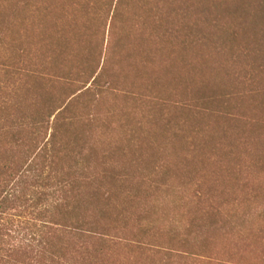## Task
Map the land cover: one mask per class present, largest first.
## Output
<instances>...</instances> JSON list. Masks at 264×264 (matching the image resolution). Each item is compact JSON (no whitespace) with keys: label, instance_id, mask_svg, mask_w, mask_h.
I'll use <instances>...</instances> for the list:
<instances>
[{"label":"rangeland","instance_id":"1","mask_svg":"<svg viewBox=\"0 0 264 264\" xmlns=\"http://www.w3.org/2000/svg\"><path fill=\"white\" fill-rule=\"evenodd\" d=\"M213 5H218L215 0H119L118 4L117 0H0V29H9V35H0L14 45L13 51L11 46H6V52L8 55L11 52H24V61L44 62L45 68H37L38 71L22 68L23 74L47 75L51 81L48 88L58 100L57 106L61 101L64 105L70 103L89 88L96 75L104 74L101 87L91 93V96H85L74 114L89 121V129L80 126L84 128V134L95 130V146L97 145L99 153L109 154L108 152L117 151L115 156L108 155V160L100 158L98 163L105 165L107 162L122 168L118 166L121 163L126 168L125 172L121 170L116 174L118 181L121 178L119 173L127 175L125 184L119 181L114 191L115 195H121L120 198L131 197L128 198L130 202L126 207L133 222L136 218L150 215L152 218L160 217L161 220H166L168 228L172 221H179L183 217H186V220L190 217L196 226L207 224L208 206H196L200 204H196L193 196L199 187L207 191L209 181H214V169L205 167L204 171L199 163L201 170L198 174L187 173L186 179H180L181 171L170 166L180 162L179 154H190L194 150L189 147L194 146L190 143L192 144V138L198 134V128H206L210 134H218L219 128L222 127V130H226L227 135L231 136L221 139L223 143L219 147L224 150L223 154L226 156V165L223 164L242 173L239 172V176L231 178L224 176L226 181H230L226 184L227 189L233 188L232 192H235L234 196L232 194L225 198L227 202L230 204L237 199V203L247 199L251 191H255L260 199H264V154L256 152L258 148L260 152L264 150V142L263 139L250 140L247 144L243 141L246 125L231 120L234 114L239 118L244 115V112L238 111L235 100L230 99L232 109L225 108V103L219 109L225 112L226 118H209V112H200L204 107L200 104L191 105L192 102L187 99V95L196 90L194 88L200 87L199 80L189 79L190 83H185L189 86L187 92L183 91V81L174 80L178 71L183 73L182 76H186L184 61L192 59L196 62L208 53L213 54L202 45L207 44V40L215 41L216 36L222 35L212 28L216 22L224 28L227 25L234 28L243 20L241 16L232 14L237 7ZM255 5L247 8L250 9L251 15L257 18L246 20L240 31L241 28L243 31L245 26H252L256 28V39L259 40L264 16L261 13L262 7ZM103 7H126V15L117 20L115 30L113 29V38L112 13ZM227 10L229 14H226ZM116 35L120 44H117L115 51H121V56L129 60L125 65L132 66H126L122 74H118V69L115 68L119 59L109 60V48L114 44ZM238 45L240 48L234 54L241 53L240 66L236 67L237 73L233 75V80L242 70L244 72L241 73L242 78L234 90L224 89L223 97L226 99L228 94L235 91L240 95V99L244 98V109L249 106H264V97L254 96L256 91L264 89V55L254 57L251 61L242 55L253 52L258 55L261 51L264 53V47L260 49L255 45L252 37L248 38L247 43ZM147 57H152L153 62H148L143 69L141 61ZM64 59L66 62L63 63ZM91 59L94 60L93 74L76 75L72 78L64 76L63 73L78 69L83 73L85 65L91 64ZM109 64H113V70L117 71L109 69ZM250 75L253 76L252 81L246 79ZM157 77L162 87L160 89L154 87L153 80ZM35 80L19 77L17 80L8 81L11 87L21 91L20 100L15 98L11 102L24 107L32 103L31 98L23 93V88L29 87ZM59 81L64 82L66 87H59ZM51 85H55V88L52 89ZM175 88H178V91L172 92ZM159 90L162 93L172 92L176 96L160 95ZM169 90L171 91L168 92ZM182 91L187 94L185 97L180 95ZM156 99H161V104L166 105L161 107ZM154 104L158 105L155 107ZM88 106L91 108H87ZM207 109L210 111L213 106ZM195 114L201 116L197 121L193 118ZM256 115L257 119L264 120V115ZM167 118L173 120H170L169 125L165 121ZM50 133L51 131L46 139H43L44 136L40 137L36 151L49 139ZM178 134L180 135L177 137ZM24 136H27V133ZM166 145L171 150L161 154V147ZM228 151H231L232 156H228ZM169 154H175L178 158H168ZM121 157L125 163H119ZM182 182L186 185L181 193L178 187L183 185ZM245 184L249 185L246 189L243 188ZM189 201L191 205L186 207L185 203ZM149 202L152 209H149L150 205L146 209L145 203ZM219 203L224 202L219 200ZM242 207H238L237 214L233 215L248 212L244 209L246 206ZM235 209L236 207H230L229 211L234 213ZM250 215L258 218L249 225L253 233L248 240L239 239L236 234L228 236V231L222 232L214 236L213 243L211 241L206 244V249L197 250L192 259L211 261V264H264V217L255 213ZM164 230L168 231L167 228Z\"/></svg>","mask_w":264,"mask_h":264},{"label":"trees","instance_id":"2","mask_svg":"<svg viewBox=\"0 0 264 264\" xmlns=\"http://www.w3.org/2000/svg\"><path fill=\"white\" fill-rule=\"evenodd\" d=\"M215 2L218 5H213L214 7L225 5L237 7L232 14L241 16L243 20L234 28H231V25L224 28L216 22L212 28L222 35L216 36L215 41L207 40L208 43L202 45L206 47V50H211L213 54L208 53L196 62L192 59L184 61L186 76H182L183 73L178 71L177 78L174 80L183 81L182 87L185 92L189 89V86L185 84L189 82V79L199 80L200 87H193L195 91L188 95L182 91L180 95L189 96L187 99L192 102L191 105L200 104L204 107L200 112H209V118L218 120L226 118L225 112L219 109L224 105L223 103H225V108L232 109L230 99H234L238 111L244 112V115L239 118L234 114L231 120L234 123L246 125L243 141L247 144L250 140L263 139L264 142V120L256 118V114L264 115V106H249L244 109L242 104L245 100L240 99V95L235 91L228 94L226 99L223 97L225 96L224 89L234 90L242 78L241 73L244 72L242 70L233 80V75L237 73L236 67L240 66L241 53L234 54L240 48L238 44H245L248 38L252 37L255 45H258L260 49L264 47V26L258 35L259 40L256 39V28L252 26H245L246 28L243 27V31L242 28L240 31V27L246 24V20L257 18L251 15L247 7H252L253 4L262 7L261 13L264 16V0H215ZM118 3L119 0H117ZM103 8L109 9L112 13L113 38L115 34H113V29L117 20L126 15L124 12L126 7ZM228 12L227 10L226 14H229ZM8 32V27H1V35L7 36ZM1 35L0 264H211V261H195L192 258L195 257L197 250L206 249V244L210 243L215 238L214 236L228 231L226 234L228 236L236 234L237 238L248 240L253 233L249 225H252L258 218L250 214L255 213L264 217V199H260L255 191H251L247 199L244 198L237 203V199H234L231 205L225 199L232 194L234 196L235 192H232L233 188L227 189L226 184L230 181H226L224 176L231 178V176H239L242 173L235 168L229 169L225 166L226 156L219 146L223 143L222 138L229 137L226 130L220 127L218 134L213 132L210 134L206 128H196L198 134L192 138V144L190 143L194 146L189 147L194 150L190 154H179L180 162L170 165L181 171L180 179H186L187 173L198 174L201 170L199 163L204 171L208 167L214 169L212 172L214 181H209L207 191L199 187L196 195L193 196L196 204H200L196 206H208L207 224L203 222L204 224L196 226L191 222L190 217L187 220L183 217L184 219L181 218L179 221H172L168 228L166 220H161L160 217L152 218L150 215L145 218H136L135 223L126 207V204L130 202L128 198L131 197L120 198L121 195H115L116 191H114L119 181L125 184V179L128 178L127 175L119 173L121 178L118 181V175H116L121 170L125 172L126 168L120 163H125L122 158L124 156L118 164L122 168H117L116 165L113 166L107 162L105 165L98 163L100 158L108 160V155L113 157L117 151L108 152L109 154L99 153L97 145L95 146V130L84 134L83 127L87 128L89 121L82 120L74 114L84 97L91 96V93L101 87L104 74L96 75L89 84V88L72 99L70 103L64 105L61 101L57 106L58 100L48 88L51 81L46 77L47 75L23 74L22 68L36 71L45 68L44 62L24 61V52L13 54L11 52L8 55L6 46H11L13 51L14 45L7 42ZM117 44L120 42L116 35L114 44L112 43V47L109 48V60L119 59L115 68L118 69V74H122L126 66H132L125 65L126 62L129 63V60L121 56V51H115ZM64 45L66 46L65 43ZM242 55L251 61L254 57H263L264 53L261 51L258 55L255 52ZM151 60H153L152 57L144 58L141 61L142 68H146L148 62L151 64L153 62ZM93 63L94 60L91 59V64L85 65L83 73L76 69L77 71L63 74L67 78L76 75L87 76L92 73ZM173 63L174 61L170 67ZM133 67L136 69L135 66ZM109 69L117 71V69L113 70V64H109ZM19 77L36 79L29 87L23 88V93L32 101V103L27 102L29 106L27 104L26 107L21 104L16 106V103L11 102L15 98V100H20L21 91L11 87L8 81L17 80ZM111 78L114 80L113 77ZM158 79L159 77L154 79L153 83L155 88L160 89L162 87ZM246 79L252 81L253 76L250 75ZM58 86L66 87L64 82L59 83ZM51 87L54 89L55 85ZM177 89L175 88L172 92L178 91ZM263 90L256 91L254 96L264 97ZM172 92L162 93L161 91L159 94H165L168 97L176 96ZM156 100L159 101L161 107L166 105L161 104L163 102L160 101L161 99ZM154 105L156 107L158 104ZM210 106H213V109L209 111L207 108ZM87 108L90 109L91 106ZM200 117V114H195L193 118L197 121ZM170 120V118L165 120L167 125ZM80 126L83 127L80 128ZM49 131H51L49 139L36 151L40 137L44 136L43 139H46ZM26 133L27 136H24ZM167 146L161 147V154L171 150ZM258 149L256 152L263 155L264 150L260 152ZM106 152L105 150L104 153ZM227 153L229 157L232 156L231 151ZM168 158L178 157L175 154H169ZM182 183L183 185L178 187L181 193L186 185ZM243 186L246 189L249 185ZM219 200L224 203H219ZM149 205L151 206L150 202L145 203L146 209ZM185 205L190 207L191 201ZM242 206H246L244 209L248 212L234 216L237 208ZM230 207H236L234 213L229 211ZM152 208L151 206L149 209ZM166 228L168 231L164 230Z\"/></svg>","mask_w":264,"mask_h":264}]
</instances>
